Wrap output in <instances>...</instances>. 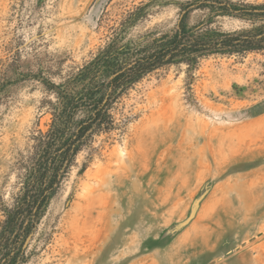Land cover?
<instances>
[{
	"label": "rangeland",
	"instance_id": "rangeland-1",
	"mask_svg": "<svg viewBox=\"0 0 264 264\" xmlns=\"http://www.w3.org/2000/svg\"><path fill=\"white\" fill-rule=\"evenodd\" d=\"M204 0H0V225L51 122L47 83L107 42L259 23ZM234 5L264 0H213ZM50 199L20 264H264V51L146 75Z\"/></svg>",
	"mask_w": 264,
	"mask_h": 264
},
{
	"label": "trees",
	"instance_id": "trees-1",
	"mask_svg": "<svg viewBox=\"0 0 264 264\" xmlns=\"http://www.w3.org/2000/svg\"><path fill=\"white\" fill-rule=\"evenodd\" d=\"M206 3L216 6L222 15L259 25L231 33L204 31L203 25L188 30L181 16L172 32L151 36L126 49L116 47L111 40L80 67L65 74L60 83H47V90L54 96L51 122L46 132L33 138L32 155L19 163L23 171L21 189L0 225V264L23 262L31 232L77 155L95 136L116 128L115 105L146 75L169 65L185 63L194 67L199 59L208 56L264 51V4L204 0L189 3L187 8L200 9Z\"/></svg>",
	"mask_w": 264,
	"mask_h": 264
},
{
	"label": "water",
	"instance_id": "water-1",
	"mask_svg": "<svg viewBox=\"0 0 264 264\" xmlns=\"http://www.w3.org/2000/svg\"><path fill=\"white\" fill-rule=\"evenodd\" d=\"M29 240V239H28Z\"/></svg>",
	"mask_w": 264,
	"mask_h": 264
}]
</instances>
